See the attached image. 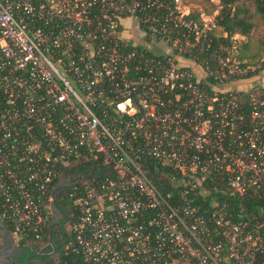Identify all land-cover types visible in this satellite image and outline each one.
<instances>
[{"label": "built area", "instance_id": "obj_1", "mask_svg": "<svg viewBox=\"0 0 264 264\" xmlns=\"http://www.w3.org/2000/svg\"><path fill=\"white\" fill-rule=\"evenodd\" d=\"M211 2L197 21L162 0H0V218L16 245L34 238L54 264H264V224L200 200L209 180L264 196V94L181 64L214 48ZM222 51L220 84L262 68ZM82 161L108 175L80 178L58 254L55 191Z\"/></svg>", "mask_w": 264, "mask_h": 264}, {"label": "trees", "instance_id": "obj_2", "mask_svg": "<svg viewBox=\"0 0 264 264\" xmlns=\"http://www.w3.org/2000/svg\"><path fill=\"white\" fill-rule=\"evenodd\" d=\"M164 5L161 7V11L164 12L166 9H175L177 7L176 0H162ZM211 1V0H207ZM222 8L220 10V14L218 15V30L220 33H225L226 36L223 35H214L216 31L213 32L212 37L214 39V48L210 51L197 52L192 57L204 68L208 69L209 79L208 82L212 84H218L219 80V68L216 63L211 61L210 57L213 55V51L216 48H219V44H224L228 46L230 49L232 47L231 38L235 34H240L242 36L249 37L254 29V13L250 9V5L242 0H221ZM252 5L255 7V13L259 14L261 18L264 20V0H252ZM188 19H194L199 21L201 19V14L199 12H191L187 15ZM245 49H249V44H243ZM223 55L227 56L224 51ZM245 55L242 56V58ZM249 57V56H248ZM256 55L252 56L251 59L255 58ZM241 58V59H242ZM257 73L248 75L243 78H250L255 76ZM208 91L211 92V89L208 88ZM240 91V90H239ZM245 92V91H242ZM256 93L264 94V89L259 88L258 90H254ZM70 170V169H69ZM108 167L100 165L97 161H82L80 164L75 165L72 168L73 173H84L89 176L90 181L94 184L99 181L101 178L108 175L107 173ZM59 179H57L53 186H57ZM86 182V181H85ZM217 185V189L215 190L213 185ZM83 182L78 183L76 187L69 189L64 196L58 200L62 211L69 218V222L73 223L77 220L79 216V208L75 204L74 199L71 198V193L75 192V190L81 191L84 189ZM86 187V186H85ZM159 189L164 192V183L158 182ZM208 191L205 196L201 197V201H205L206 203L209 201H217L221 206H223L230 214V217L234 222L245 220L249 218L252 222L258 221L261 224H264V196L260 197H239L237 195L232 194L231 190L227 188V185L221 181L209 180ZM57 203V202H56ZM8 224V223H7ZM8 228L12 231L11 226L8 224ZM264 232V227H263ZM54 237V231L52 232ZM63 238L65 241H70L72 239V235L64 230ZM49 236L48 233L44 241H48ZM29 243L38 244L34 238L24 237L21 239L20 244L25 245ZM264 259V258H262Z\"/></svg>", "mask_w": 264, "mask_h": 264}, {"label": "rangeland", "instance_id": "obj_3", "mask_svg": "<svg viewBox=\"0 0 264 264\" xmlns=\"http://www.w3.org/2000/svg\"><path fill=\"white\" fill-rule=\"evenodd\" d=\"M245 1L247 4L250 5V9L251 11L254 13V18H253V22H254V29L252 30V33L249 37L246 36H242L240 34H235L232 38H231V42H232V47L229 49L228 46L224 45V44H219V48L222 49L225 53H226V57L230 58V59H237V61L242 62L239 60V57L242 54H247L249 55V63L252 64H256V65H260L262 68L258 70V74L263 75L264 74V63L262 62V59L264 58V20L261 18V16L257 13H255V7L252 5V0H242ZM189 2H191L193 4V8L198 7L197 9H200V12H203L205 14L206 17H213V15L216 13L217 10V3H213L211 1H207V0H189ZM181 3H179V0H177V6L179 7ZM186 5L185 0H182V6ZM221 10V9H220ZM219 10V11H220ZM197 11V10H196ZM223 35L226 36L225 33H220V30L216 31L214 33V35ZM248 43L251 48L245 49L243 47V44ZM240 53H237L239 52ZM201 53V51H198ZM235 55V56H233ZM256 55L255 58L251 59L252 56ZM181 64L183 65H190L192 67H194L197 70V73L199 75H206L204 73V67L202 66V64L198 63V62H194V61H186L185 58L181 59ZM264 77V76H263ZM237 81V79H235ZM231 81L229 83H218L216 84V86L218 87V89H231L233 82L235 81ZM263 86V85H262ZM257 87L264 89L263 87ZM69 227H67L66 230H68Z\"/></svg>", "mask_w": 264, "mask_h": 264}, {"label": "flooded vegetation", "instance_id": "obj_4", "mask_svg": "<svg viewBox=\"0 0 264 264\" xmlns=\"http://www.w3.org/2000/svg\"><path fill=\"white\" fill-rule=\"evenodd\" d=\"M83 175L84 173H74L67 177L66 181L59 183L58 191L56 192V202L58 209L62 211L58 200H60L69 189L75 186L76 183L80 181V178L82 180L84 177ZM62 213L64 214L63 211ZM55 214V216L58 217L57 222L54 224V234L57 236V238L52 239V242H54V249L56 248L57 253L59 254L62 251V242L59 240L58 233H64V230L66 231L69 222L61 219L58 211H56ZM8 257L11 264H54L55 259L57 258L56 254L48 251L47 249L41 250V247L34 243L25 245L17 244L16 248L9 253Z\"/></svg>", "mask_w": 264, "mask_h": 264}, {"label": "water", "instance_id": "obj_5", "mask_svg": "<svg viewBox=\"0 0 264 264\" xmlns=\"http://www.w3.org/2000/svg\"><path fill=\"white\" fill-rule=\"evenodd\" d=\"M62 181H66V179L60 180V183ZM57 191H58V188L56 189L55 192H57ZM56 211L59 212V216L61 219H64L65 221H67V216L65 214H63L60 209H58V205H57L56 200H55L53 203V206H52V212H53L54 218L57 222L58 217L55 216ZM15 248H16V244H15L14 238H13L8 226L0 218V264H11L8 255ZM56 251L57 250L55 248V252ZM41 264H44V263H41Z\"/></svg>", "mask_w": 264, "mask_h": 264}, {"label": "crops", "instance_id": "obj_6", "mask_svg": "<svg viewBox=\"0 0 264 264\" xmlns=\"http://www.w3.org/2000/svg\"><path fill=\"white\" fill-rule=\"evenodd\" d=\"M185 2H186V5L182 6V0H179V3H181L179 5V8L183 13L189 14L191 12H199L201 14V16L205 15L203 12H200V9H197L198 7L193 8V4L191 2H189V0H185ZM249 48H251L250 45H249ZM248 50H250V49H248ZM237 53H240V51ZM243 55H245V57L242 58ZM233 56H235V55H233ZM248 56L249 55H247V54H242L239 57V60L242 62H248L249 61ZM263 76H264V74L263 75L258 74V75L252 76L250 78L234 81L231 89L247 92L254 87H258V86L261 87L262 85L264 86V77Z\"/></svg>", "mask_w": 264, "mask_h": 264}]
</instances>
